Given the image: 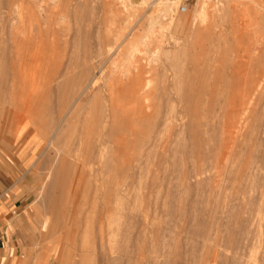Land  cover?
<instances>
[{
    "label": "rangeland",
    "instance_id": "rangeland-1",
    "mask_svg": "<svg viewBox=\"0 0 264 264\" xmlns=\"http://www.w3.org/2000/svg\"><path fill=\"white\" fill-rule=\"evenodd\" d=\"M29 1L18 3V14L7 8L6 0H0V178L4 172L9 174L13 188L28 196L30 221L35 224L34 234L40 237V244L18 264H68L77 259L73 247L64 241L68 217L80 215L83 221L87 215L92 219L96 211L94 217L104 221L107 211L102 192H117L116 200L115 195L110 197L112 203L132 209L126 211L133 215L130 234L135 264H231L233 254L251 264H263L264 0H233L245 5L228 3L223 17L210 13L212 19L200 28L204 31L194 35L186 29L198 24L192 14L200 0H40L46 10L44 17L35 6L38 0ZM206 1L211 8L229 0ZM165 2L173 3L170 9H165ZM181 2L186 4L184 12L178 10ZM114 9L121 12V18H112ZM120 40L119 53L109 57L103 52L111 58L104 59L100 51L107 43ZM157 47L175 50L173 65L164 73L150 61ZM100 59L104 70L111 66L118 67V72L131 70L141 82L149 77L153 112L158 108L159 115L165 116L171 106L186 112L157 137L159 125L154 131L146 121L135 123L137 112L126 110L131 113L124 115L127 131L117 132L123 137L114 145L113 172L103 170V174L97 157L99 146L93 141L94 126L78 124L84 140L77 146L81 154L72 159L71 146L54 143L57 135L52 125L58 99L56 83L64 84L65 104L81 67ZM57 72L61 77L55 78ZM118 72L108 75L106 81L117 75L124 89L128 78ZM102 79L97 85L103 86ZM258 83V89L263 88L256 94ZM126 94L120 96L123 104ZM201 102L204 109L199 108ZM185 103L188 109L182 106ZM213 108L214 115L221 118L210 115ZM81 111L78 120L88 115L86 109ZM231 120H236L237 130L231 127L235 132L230 129L229 123L234 125ZM63 155L68 156L61 158ZM16 156L31 164L16 167ZM206 235L208 240L203 238Z\"/></svg>",
    "mask_w": 264,
    "mask_h": 264
},
{
    "label": "bare ground",
    "instance_id": "bare-ground-1",
    "mask_svg": "<svg viewBox=\"0 0 264 264\" xmlns=\"http://www.w3.org/2000/svg\"><path fill=\"white\" fill-rule=\"evenodd\" d=\"M28 1L29 0H27L26 2H28ZM75 1H77V0H75ZM234 1L233 0L225 1L222 4L219 3L220 5L218 4V5L212 6L210 8L209 7L210 5L209 6L207 5L208 1L205 2V0H200V2L195 5L196 7H194V13L192 14L193 21L194 20L195 21L198 20V24L194 25V26H192V24H191L190 26L187 27L186 31L188 30L193 35L196 34V32H199L200 28H203V27L205 28L206 25H208V22L210 21V19H212L211 15L219 14L220 17L221 16L223 17L225 15L226 11H227L228 3L230 4V2H231V3H234V4H238V2H239V1L234 2ZM23 2H25V0H6V3L9 5L7 8L11 9V11L13 10L14 13L16 11L18 13V9H19L18 3H23ZM32 2H36V1L34 0ZM25 3H23V4H25ZM67 3H65V4L67 5ZM171 3L172 2H165L164 3V7H165L166 10L170 9ZM239 3L242 4V5H245L242 2H239ZM244 3H245V1H244ZM71 4L69 6L73 7L74 5L72 6ZM215 4H217V3H215ZM20 5H22V4H20ZM25 5H23V7H25ZM31 5H33V8H35V6H36L39 15H41L43 17L45 16L46 10H45L44 6L41 4L40 0H38L35 3V6H34V3L31 4ZM25 9H27V8H25ZM114 10H115V12H114V16L112 15V18L113 17L121 18V16H122L121 12L118 9H114ZM27 11L30 12V10H27ZM210 13H211V15H210ZM16 16H18V15H16ZM261 18H262L261 20L264 23V17L262 16ZM7 20H8V18H7ZM24 21H26V20H24ZM177 25L181 26L180 24H177ZM202 30H200V31H202ZM121 32L122 31L116 33L115 39H118V37H120ZM189 36H190V34H189ZM139 40H140V38H139ZM116 41H118V40H116ZM134 41L136 42V40H133V42ZM114 43H112V44H114ZM120 43H121V40L119 42H116L114 47H113V45L111 43H107L106 44V45H108L107 48L104 46L105 47L104 50H102V48L100 49V50H102V51H100L101 54L105 53L106 55H110L109 57H111L114 53L118 52V50H119L118 47H119ZM174 54H175V50H173V49L157 47V49L154 50L152 56L150 57V61L151 62L154 61V64H157V66H159L162 69V72H163L164 70L167 69L168 65H173L172 61H173V58H174ZM106 55H105V57H106ZM109 57H106L104 59H107ZM109 59H111V58H109ZM102 60H103V58H102ZM104 61L105 60H103L102 62H104ZM120 61H122V60H120ZM99 62H101V59L99 61L97 60L94 63L87 64V65L81 67V72H80V74L78 76V82H77L76 86L74 88H72L71 91L69 92V95L66 98L65 104L63 102V96H64V93H66V92H65V90L62 89V86H61V85H64V84H60L59 82L56 83L55 90H56V93L58 92V97L56 96L58 99H57V102H55L56 103V106H55L56 107V111L53 108L54 109V111H53L54 114L56 112V114H55L56 116L54 115L56 118L53 120L52 125H54L53 130L55 129L54 131H56V135H57V137H55V139H53L55 141L54 143L56 145L58 143L59 144L61 143V146H62V143L64 142V148L67 145H68V147L71 146L73 149L71 147H69V148L72 149V150H70V152H69L70 154L69 155H71L72 159L78 157L81 154V153L80 154L78 153L77 146L84 140L83 134L80 133L81 130L83 131V128L81 130H79L78 124L82 123L81 125H84V126H80V127H87L89 124H90V126H94V128L96 130V132H95L96 133V137L93 138V141L97 142L98 146H99V152H98V156L97 157H98V159L100 161V165L98 164L99 165V169H102V170L100 171L98 169V166H97V169L102 173L103 170L112 171L111 167H110V163L113 162V160L116 158V155L113 153L114 145L116 146L119 143V141L122 139V137H123V136L122 137L120 136L121 134L120 135L117 134V132L118 131H123V132L127 131L126 127H124L123 124L125 123L124 121H127L126 119L124 120V115H125V112H126V115L128 114L127 113L128 109H134L137 112V115H136L137 117L134 119L133 122L137 123V122H145L146 121L147 124L153 125L152 128H153L154 131H155V127L154 126L159 125L160 126L159 128L156 126L158 128V129L156 128L158 130V132L156 130V134H157L156 136L157 137L159 136L158 134L162 133V131H165L169 127L170 123L172 124L171 121H173V119L176 120L175 118L178 115L180 117V113H181V115L183 117L184 115H186V112L183 111V112H185V113H183L184 114L183 115L181 110L179 112L175 111L174 108L176 109L177 106L176 107L171 106L170 108H168V111H166L167 113L165 114V116L163 114H162L163 116L159 115L158 108H156L155 112H153V104H152L153 97H152L151 92H150V90H151L150 89L151 79L149 77L145 78L143 82H141L140 80L136 81L138 78L136 80L134 79V75L131 73V70H128L127 72H125L123 70L118 72V70H117L118 67L115 68V66H111V68H109L107 70H104L105 69L103 67L104 65L102 66ZM118 66H120V65H118ZM149 67H151V66H149ZM151 68H149V69L151 70ZM116 71L118 73H120V75L127 76V78H128L127 82H123L125 92H124L123 87L121 88V86L119 85V79L116 78L117 75H113L114 79H112L110 77L112 79V81H106L108 75L112 76L113 73L114 74L117 73ZM146 72L148 73L149 70H146ZM56 74L57 75H56L55 78L61 77L58 72ZM262 76L264 78V74H262ZM140 77H141V75H140ZM99 78H101V79L104 78L103 86L97 85V81H98ZM120 80L122 81V78ZM261 83L264 84V82H261ZM258 86H259V83L255 84V86H254V89L256 90V92L258 90L261 91V89L263 88L262 86H264V85H262L260 89H258ZM254 89H252L253 92L255 91ZM105 90L107 91V93H105ZM179 92H181V91H179ZM258 92L256 94H259ZM122 93H127L126 95H128V97H127V101L125 103L128 104L129 106H131V108H128L129 107L128 105L126 107V104L125 103L123 104L121 102L122 99H121L120 96L122 95ZM246 94H248L247 91H246ZM249 96H250V94H249ZM245 97H247V96H245ZM180 98H181V100L182 99L186 100V98L184 99V98H182V96H180ZM190 98H191V96H190ZM29 99H28V101H29ZM195 99L197 100V98H195ZM119 100H120V102H118ZM190 100H192V99H190ZM230 101H231V99H230ZM30 102H32V101H30ZM182 102H187L188 103V100L187 101H182ZM191 102H193V101H191ZM202 102H204V100ZM202 102H201V104L199 103L200 104V107H199L200 109H202V108L204 109V106H202V108H201ZM228 102H229V100H228ZM28 105H29V102H28ZM30 106H32V105H30ZM182 106L184 108H187V109L189 108L188 105H187V107H185L186 103H185V105L182 104ZM213 106H215V105L213 104L212 107ZM232 106H233V104H232ZM23 108H25V107H23ZM28 108H30V107H28ZM84 108L86 109V113H88V115L87 116L85 115V117H83V118L81 116L82 120L81 119L78 120V117L80 116V112H82L81 110H85ZM192 108L195 110V112H193V110H192V112L196 113L197 112L196 109L193 106H192ZM208 108H211V107H208ZM222 108H223V106H222ZM180 109H182V107ZM213 109H212V111L214 113H210L211 109H209V113H210V115L212 114V116L214 117L217 114L215 113L216 112L215 108H213ZM182 110H184V109H182ZM26 111H28V110L26 109ZM129 112H130V110H129ZM130 113L128 114V116L130 115ZM189 113L190 112H188V116L190 115ZM193 113H192V115H193ZM228 113H230V112H228ZM214 114H216V115H214ZM212 116H211V118H213ZM218 117H220V115H218ZM218 117L216 116V117H214V119L215 118L218 119ZM126 118H127V116H126ZM154 118H159V120L156 121V119H154ZM129 119L130 118H128V120ZM232 120L230 122H233V124L236 123V122H234L236 120H234V121H232ZM207 121H208V119H207ZM175 122H177V121H174V123ZM203 122L206 123L205 120ZM209 123H210V121H209ZM209 123L206 124V125H209ZM211 123H213V122H211ZM214 124H216V123L214 122L213 126H214ZM229 124H230L229 125L230 129L233 126L232 128L237 130V127L234 128V126L236 124H234V125H231L232 123H229ZM217 125H219L218 122H217V124L215 126H217ZM239 127H241V126H239ZM152 128H151V130H152ZM227 128L228 127H226V130L229 131V132H231V130L234 131L233 129L229 130ZM223 130L225 131V129H223ZM239 130H240V128H239ZM76 132H77V134H76ZM128 132L131 134L130 131H128ZM239 132H241V131H239ZM12 133H13V131H12ZM153 133H155V132H153ZM226 133H228V132H226ZM10 134L11 133H9L8 135H10ZM115 134H116V136L119 135L120 138H116ZM233 134L234 133L232 132V135ZM236 134L237 133H235V135ZM232 135L230 133L229 138ZM237 135L240 136L239 133ZM233 137H234V135H233ZM3 138L4 137L2 135V139ZM147 138H149V141H150L151 138H152V135L150 134V136L147 137ZM235 138H236V136H235ZM50 141H51V139H50ZM147 141H148V139H147ZM1 142L3 143L4 140L1 141ZM5 143H6V141H5ZM7 143H8V141H7ZM202 143H204V142H202ZM0 146H1V144H0ZM205 147H207V146H205ZM67 152H68V150H67ZM59 155H61V154H59ZM65 156L67 157L68 155H63V157L61 156V158H64ZM204 156H205V154H204ZM64 160L62 161V164L64 163ZM73 165L74 164H72V167H73ZM57 168L58 167H56V169L51 170L50 175L53 172L57 171ZM51 181H54V179L52 178ZM53 184H54V182H53ZM51 186L53 187V185H51ZM85 194H84V196H86ZM97 194H99V193H96V195L94 194V196L97 197ZM102 194H103V198H102L103 200L102 199H100V200H102V203L104 202L105 207H106L105 211H107L106 214L104 213L105 214V216L103 217L105 219L104 221L101 219V217L99 219L98 218L96 219V216L94 217L95 214H93V213H95L96 211L91 214V215H93V216H91L92 219H89V216L87 215L86 219H84V217H82L83 221H81L80 215L76 216L75 214L74 215L70 214L69 217L67 215V217H68V225L65 226L66 225V221H67L66 220L65 223H64V226L67 228L66 229L67 231L65 232L66 235L64 237V241L67 242V245L70 244L71 248L73 247L72 248L73 253L77 256V259H75L74 256H72L71 259L74 258L75 260H72L68 264H122V261H124V264H135L134 263L135 262V255H134V250H133L134 249L133 248L134 240H133V238H132V236L130 234L131 233V228L133 226V222L131 220V216L133 217V215L131 214V212H132L131 210L132 209L130 207L127 208V207H125L123 205H120L121 204L120 202L116 206H115V204L112 203L110 197L112 195H115V200H116L117 199V195H118L117 192H106V193L102 192ZM75 196H76V194H75ZM100 197H101V194H100ZM39 198H42V197H39ZM97 198L99 199V197H97ZM86 199H87V197H85V200ZM76 200H77V198H76ZM85 200L83 202H81V204L82 203L85 204L86 203ZM93 200H94V198H93ZM100 200H98L96 202L98 203V202H100ZM75 202H74V204H75ZM92 204H90V205H92ZM104 204L101 206V208L104 207ZM99 205H100V203H99ZM72 206H74V205H72ZM96 206H98V205H96ZM82 207H84V206H82ZM97 208H96V210H97ZM51 209L53 210V208H51ZM72 209H74V207ZM127 209H129V211H131V212H127L126 211ZM79 210H80V208H79ZM81 210H82V212L84 211L83 213L86 212L85 209H83V208ZM103 210L100 211V212H103ZM48 211L51 213L50 210H48ZM87 211H89V210H87ZM71 212L73 213L72 210H71ZM82 212H79V213L82 214ZM89 213H91V212L89 211ZM98 214H100V213L97 212V215ZM56 215L57 214H55V216ZM84 215H86V213ZM98 216H101V215H98ZM142 220L145 221L146 218L145 219L142 218ZM142 220H141V224H142ZM140 230H141V228H140ZM143 230L145 232V228H142V231ZM139 234L141 235V233H139ZM61 235H62L61 237H63V234H61ZM142 235L144 236L145 234L143 233ZM203 238L208 240L207 235H206V237H203ZM60 240H62V239H60ZM261 242H262L261 246L263 248L264 247V231H263V236H262V241ZM205 245L203 243V247H205ZM63 252H65V251H63ZM262 253H264V250H262ZM71 255H73V254H71ZM70 256H69V258H70ZM67 260H68V258H67ZM230 260H231L230 261L231 264H251L248 260L242 259L239 255H236V254H233L231 256ZM262 260H264V259H262ZM262 262H264V261H262Z\"/></svg>",
    "mask_w": 264,
    "mask_h": 264
},
{
    "label": "crops",
    "instance_id": "crops-1",
    "mask_svg": "<svg viewBox=\"0 0 264 264\" xmlns=\"http://www.w3.org/2000/svg\"><path fill=\"white\" fill-rule=\"evenodd\" d=\"M16 159L18 168L31 164L24 162L25 157ZM9 177L4 172L0 178V264H18L24 254L40 244V237L34 234L35 224L30 221L28 196L19 192L17 186L13 188Z\"/></svg>",
    "mask_w": 264,
    "mask_h": 264
},
{
    "label": "built area",
    "instance_id": "built-area-1",
    "mask_svg": "<svg viewBox=\"0 0 264 264\" xmlns=\"http://www.w3.org/2000/svg\"><path fill=\"white\" fill-rule=\"evenodd\" d=\"M178 10H179L180 12H184V11H186V4H185V2H181V3L178 5Z\"/></svg>",
    "mask_w": 264,
    "mask_h": 264
}]
</instances>
